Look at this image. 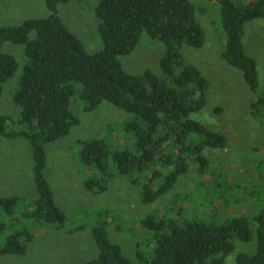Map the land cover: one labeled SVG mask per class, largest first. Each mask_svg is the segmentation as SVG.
Instances as JSON below:
<instances>
[{
    "label": "trees",
    "instance_id": "16d2710c",
    "mask_svg": "<svg viewBox=\"0 0 264 264\" xmlns=\"http://www.w3.org/2000/svg\"><path fill=\"white\" fill-rule=\"evenodd\" d=\"M84 0H46L49 15L17 26L0 27V96L13 78L19 64L3 51L7 41L23 45L27 63L23 68L14 103L18 118L0 115V135L8 139L24 138L30 146L33 179L38 197L31 216L40 224L67 222L65 212L56 204L45 175V145L68 136L80 120L70 107L83 86L81 98L86 112L108 102L133 115L126 123L134 136V147L118 150L104 139L80 140V160L95 176L86 181L88 190L103 192L118 173L138 185L136 176L146 175L142 202L152 204L169 193L179 178L197 165L206 175L210 161L206 148L222 149L228 144L225 134L210 130L192 115L205 109L210 83L198 67L181 52L183 46L201 49L206 33L195 17L190 0H98L96 15L103 47L89 53L82 41L69 30L58 14L61 3ZM220 5L221 25L226 34L224 60L243 72L254 97L251 114L264 118V90L260 89L257 61L245 47L246 25L264 19V0L238 4L234 0H213ZM34 33V38L30 35ZM143 34L166 46L158 71L143 74L127 72L121 57L130 55ZM9 127V129H7ZM116 172L113 171V169ZM20 198L0 195V217L16 216ZM103 213H108L107 211ZM256 230L247 216H239L224 225L186 222L171 225V232L156 240L152 259L147 264H224L233 252L235 241L250 242L257 235L254 255L240 253L237 264H264V209L255 218ZM142 226L159 230L164 222L147 216ZM7 229L0 218V234ZM26 235L24 241L21 237ZM98 256L86 264H132L121 247L113 243L105 224L92 229ZM34 236L11 235L0 247V255H25Z\"/></svg>",
    "mask_w": 264,
    "mask_h": 264
},
{
    "label": "rangeland",
    "instance_id": "374dc122",
    "mask_svg": "<svg viewBox=\"0 0 264 264\" xmlns=\"http://www.w3.org/2000/svg\"><path fill=\"white\" fill-rule=\"evenodd\" d=\"M190 1L196 19L205 30L206 41L201 49L185 45L181 52L210 83L207 106L192 117L210 130L225 134L228 140L225 148L204 150L210 161L207 174L201 175L197 165L191 164L175 187L152 204L142 202L145 174L136 176L138 185L117 173L105 191L88 190L85 183L95 173L82 165V148L77 142L104 139L118 150L133 148L134 136L126 130V123L133 115L106 101L96 110L86 112L87 102L81 98L83 86L76 84L77 93L70 110L79 118V125L68 136L45 145V175L56 204L67 216L63 227L40 224L30 215L33 201L38 197L31 146L22 137L8 139L0 135V195L20 198L16 216L0 217L7 225L0 234V247L15 233L34 236L25 255H0V264H86L98 256L92 229L99 223L106 225L110 240L121 247L132 264H147L153 257L157 238L169 234L174 224L183 226L197 221L224 225L243 215L256 230L255 218L264 209V118L251 114L254 95L243 72L224 60L226 34L221 25L220 5L213 0ZM234 1L247 4L255 0ZM97 4L98 0H84L58 6L59 16L89 53L103 47ZM47 15L46 0H0V27L17 26ZM245 30L246 51L257 61L263 91L264 19L248 23ZM34 36V33L30 35ZM3 51L16 58L19 69L4 86L0 115L18 118L20 109L14 103V95L28 59L23 45L7 41ZM165 54L164 43L143 34L136 49L121 57V62L127 72L143 74L147 70L158 71ZM147 216L164 222V227L144 228L142 221ZM26 238L24 235L20 241ZM256 251L257 235L250 242L236 240L224 264H237L238 254L254 255Z\"/></svg>",
    "mask_w": 264,
    "mask_h": 264
}]
</instances>
